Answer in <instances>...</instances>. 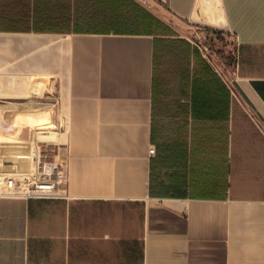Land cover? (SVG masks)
I'll return each mask as SVG.
<instances>
[{
    "label": "crops",
    "instance_id": "obj_1",
    "mask_svg": "<svg viewBox=\"0 0 264 264\" xmlns=\"http://www.w3.org/2000/svg\"><path fill=\"white\" fill-rule=\"evenodd\" d=\"M0 132V264H264V0H0Z\"/></svg>",
    "mask_w": 264,
    "mask_h": 264
},
{
    "label": "built area",
    "instance_id": "obj_2",
    "mask_svg": "<svg viewBox=\"0 0 264 264\" xmlns=\"http://www.w3.org/2000/svg\"><path fill=\"white\" fill-rule=\"evenodd\" d=\"M150 153H156L154 146H151ZM59 177L53 167H44L39 174L32 172L19 179L9 177L0 187V196L26 199L52 197L58 192Z\"/></svg>",
    "mask_w": 264,
    "mask_h": 264
},
{
    "label": "rangeland",
    "instance_id": "obj_3",
    "mask_svg": "<svg viewBox=\"0 0 264 264\" xmlns=\"http://www.w3.org/2000/svg\"><path fill=\"white\" fill-rule=\"evenodd\" d=\"M200 35L194 36L195 40L200 43L206 50H208L209 56L213 59L216 65L219 67L226 66L228 69H232L235 63V50L236 43L233 36L228 33H220L214 30H203ZM42 134H40L41 136ZM0 132V138H1ZM15 177V176H13ZM22 178L18 177L17 179ZM4 186V181H0V187Z\"/></svg>",
    "mask_w": 264,
    "mask_h": 264
}]
</instances>
